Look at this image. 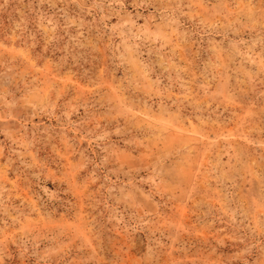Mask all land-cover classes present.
Segmentation results:
<instances>
[{"label": "rangeland", "instance_id": "1", "mask_svg": "<svg viewBox=\"0 0 264 264\" xmlns=\"http://www.w3.org/2000/svg\"><path fill=\"white\" fill-rule=\"evenodd\" d=\"M0 264H264V0H0Z\"/></svg>", "mask_w": 264, "mask_h": 264}]
</instances>
